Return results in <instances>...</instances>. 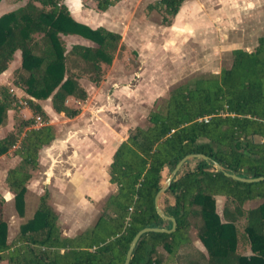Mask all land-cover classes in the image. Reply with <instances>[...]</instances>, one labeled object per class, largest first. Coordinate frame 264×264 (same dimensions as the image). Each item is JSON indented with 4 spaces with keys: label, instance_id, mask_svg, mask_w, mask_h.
I'll return each instance as SVG.
<instances>
[{
    "label": "trees",
    "instance_id": "16d2710c",
    "mask_svg": "<svg viewBox=\"0 0 264 264\" xmlns=\"http://www.w3.org/2000/svg\"><path fill=\"white\" fill-rule=\"evenodd\" d=\"M119 1L94 0L101 11ZM184 1L158 4L166 15L175 16ZM61 34L82 36L93 45L75 43L68 50ZM120 40L117 31L75 19L64 0H26L0 15V74L20 51L14 84L29 95L28 106L43 121L36 125L34 117L14 115L13 128L0 138V155L13 150L20 158L5 179L18 205L39 166L41 149L57 135L40 101L51 98L56 112L77 116L80 108L67 100H86L88 92L70 63L85 62L89 79L99 85L102 65L112 63ZM19 106L10 87L0 85V127ZM148 120L149 125L137 127L117 146L109 165V181L117 189L91 228L62 235L47 191L14 240H8V224L0 217V264H125L139 230L171 226L158 213L155 197L168 177L165 169L170 174L193 153L209 159H188L159 201L164 213L175 217L176 229L144 233L129 264H175L192 228L207 250L206 264H264V180L245 182L232 176H264V34L253 50L233 49L230 67L175 86ZM219 197L224 200L222 214ZM255 200L260 202L246 207Z\"/></svg>",
    "mask_w": 264,
    "mask_h": 264
},
{
    "label": "rangeland",
    "instance_id": "374dc122",
    "mask_svg": "<svg viewBox=\"0 0 264 264\" xmlns=\"http://www.w3.org/2000/svg\"><path fill=\"white\" fill-rule=\"evenodd\" d=\"M75 1L80 13L78 18L93 26L103 22L105 27L118 30L121 40L112 63L102 65L103 79L99 85L89 79L85 62L70 63L88 92L86 100L74 97L67 100L68 105L80 108L77 116L56 112L51 98L40 101L57 136L43 148L40 164L33 171L23 195L22 206L16 202L5 180L8 169L20 158L13 150L0 155V217L8 224L9 241L19 236L22 227L33 218L47 190L49 203L59 213L63 233L79 232L92 224L104 208L106 194L112 190L106 187L103 161L97 164L93 158L105 157L112 146L137 127L149 125V112L162 104L175 86L230 67L233 49L253 50L258 37L264 34V0H185L175 16L166 15L159 0H124L116 8L115 20L100 16L103 11L96 8L94 0ZM1 2L0 13L26 0L17 4H13L15 0ZM61 37L68 50L75 43L93 45L76 34H61ZM20 68L21 53L17 51L9 68L0 75V85L7 84L10 91L14 89L20 103L16 110L8 112V120L0 127V138L13 128L14 115L35 118L30 107L23 103L29 95L14 84ZM169 170L166 168L164 175L169 176ZM90 174L96 179L98 191L95 193L84 181ZM65 181L69 186L82 187L85 192L77 199L60 198L56 190ZM259 202H248L246 207L251 208ZM223 203V198L219 197L217 209L221 214ZM76 210H80V214ZM76 216L81 217L78 224L73 220ZM191 234L197 236L194 228ZM194 241L199 244L197 238ZM189 243L184 244L185 248H190ZM203 264H206L204 259Z\"/></svg>",
    "mask_w": 264,
    "mask_h": 264
},
{
    "label": "crops",
    "instance_id": "0c3cea01",
    "mask_svg": "<svg viewBox=\"0 0 264 264\" xmlns=\"http://www.w3.org/2000/svg\"><path fill=\"white\" fill-rule=\"evenodd\" d=\"M123 1L124 0H121V1L117 2L115 5L109 7L106 11H103L102 12L103 14L102 15L100 14V16H104L106 18L108 16L109 18H107V19L115 20L116 17H117L116 8L119 5H121V3H123ZM64 2L69 7V9L71 10V13L74 16V18L77 19L78 21L87 23V24L91 25L92 27L104 26L102 24L103 22H100L97 25L93 26V24L89 23V21L84 20L82 18H78V15L80 13H79V11H77L78 10V4H77V2L75 0H64ZM1 3H0V5H1ZM18 3H20V1ZM13 4H17V1L16 2H13ZM18 5L19 4L14 5L12 7L9 6V8L7 7L8 9H6L4 12H1L0 15L3 14V13H5V12H7V11H10L11 9H14ZM95 5H96V3H95ZM110 17H112V18H110ZM121 19H123V18H121ZM120 22H121V20H120ZM107 26H109L111 28H114L112 25H107ZM108 29H110V28H108ZM110 30H114V29H110ZM114 31L119 32L118 30H114ZM0 75H2V74H0ZM55 139H54V141H55ZM112 143H114V142H112ZM118 145L119 144H117V145L115 144L114 146H112V149L110 150V152L108 153V155L105 154V157H104V155L103 156L102 155H99V156H95L93 158V162L96 161V160L98 161L97 164H99L100 161H103V163H104V166H105V169H106V171H105V175H106L105 182L107 183V186L106 187H107V190H109V188H112V190H110V192H108L106 194L107 195V198H108V196L111 193L115 192L116 189H117L116 184H113V183H111L109 181V165H110V163L112 161L113 155H114L115 150H116V148H117ZM48 146L49 145H47L45 147H48ZM45 147H43V148H45ZM43 148L40 151L39 164H40L41 152H42ZM81 151L82 150H79V152H81ZM87 176H89V177H86L84 179V181L87 182V185L86 186L89 188V190L92 193H95V191H98L96 189V187H97L96 179L93 177V174H90V175H87ZM90 176H92V177H90ZM56 191L58 192V195H59L60 198H67V199H70V198L71 199H77V197H79L80 195H82L83 192H85L82 189V187H80V186L77 185V188H76V186H73L72 184H70V186H69V184L66 181L62 185V187L60 189H57ZM48 193H49V191H48ZM169 198H170V202L172 203L174 201L173 200V197L169 196ZM54 210L58 213V211L55 208H54ZM101 212L98 214L97 218L93 221L92 224H89L85 228L83 227L82 230H79V232L69 233V232L64 231L65 233L62 232V234L64 236H70V237H72V236H76V235L80 234L81 232L87 230L88 228H91L95 224V222L97 221V219H98L99 215L101 214ZM77 213L80 214V210L77 211ZM58 216H59V213H58ZM80 218L81 217L76 216L75 218H73V220H76V223L78 224V223L81 222V219ZM58 222H59V219H58ZM59 225H60V222H59ZM60 228L62 230L61 225H60ZM74 229H75V227H74ZM191 236H192V238H191ZM191 236H190V241H189L190 242L189 243L190 248L189 247L188 248H185L186 245H184V244L181 246L180 251H179V254L176 257V263L175 264H203V259L205 260V256H207V250H206L205 246L203 245V243L201 242V240L199 239L198 236L193 235V234H191ZM194 238H197V241L199 242V244L194 241ZM192 243H194V246H193ZM1 264H8V263H7V261H3Z\"/></svg>",
    "mask_w": 264,
    "mask_h": 264
},
{
    "label": "water",
    "instance_id": "95a60500",
    "mask_svg": "<svg viewBox=\"0 0 264 264\" xmlns=\"http://www.w3.org/2000/svg\"><path fill=\"white\" fill-rule=\"evenodd\" d=\"M193 157H198V158H205V159H209V157L207 155L201 154V153H193V154H189L185 157H183L174 167V169L171 171V173L169 174V176L166 178V180L164 181V183L162 184V187L160 188V190L158 191V193L156 194L155 197V206L156 209L158 211V213L165 219H169L172 221V224L170 227H144L141 230H139L135 236L132 239L131 245L128 249L127 255H126V259H125V264H129L130 263V259L133 253V250L139 240V238L146 232L149 231H159V232H172L176 229V219L173 216L167 215L166 213H164V211L162 210V208L160 207L159 201L160 198L162 197V195L166 192V190L168 189V187L170 186L172 180L177 176V174L179 173V171L181 170L183 164L188 161V159L193 158ZM216 167L218 169H223L222 165L219 163H215ZM232 176L235 179L241 180V181H245V182H255V181H261L264 180V176H258V177H241L238 176L236 174H232Z\"/></svg>",
    "mask_w": 264,
    "mask_h": 264
},
{
    "label": "built area",
    "instance_id": "2783aa9c",
    "mask_svg": "<svg viewBox=\"0 0 264 264\" xmlns=\"http://www.w3.org/2000/svg\"><path fill=\"white\" fill-rule=\"evenodd\" d=\"M11 91H13L12 93L16 95L14 89H11ZM16 96H17V95H16ZM20 102H22V101H20ZM23 103H24V105H26V106L28 105L26 100H25ZM35 122H36V123H35L36 125H37V123H39V124L41 125V124L43 123L41 116L36 115V116H35Z\"/></svg>",
    "mask_w": 264,
    "mask_h": 264
}]
</instances>
